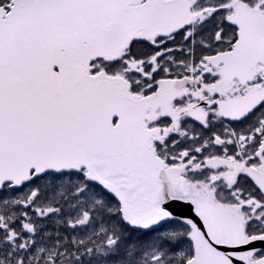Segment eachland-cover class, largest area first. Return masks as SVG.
Returning <instances> with one entry per match:
<instances>
[{
	"label": "snow or ice",
	"instance_id": "snow-or-ice-1",
	"mask_svg": "<svg viewBox=\"0 0 264 264\" xmlns=\"http://www.w3.org/2000/svg\"><path fill=\"white\" fill-rule=\"evenodd\" d=\"M0 264H264V0H0Z\"/></svg>",
	"mask_w": 264,
	"mask_h": 264
}]
</instances>
